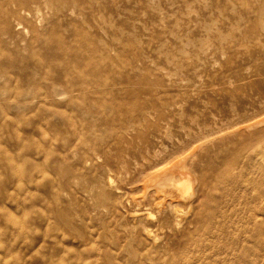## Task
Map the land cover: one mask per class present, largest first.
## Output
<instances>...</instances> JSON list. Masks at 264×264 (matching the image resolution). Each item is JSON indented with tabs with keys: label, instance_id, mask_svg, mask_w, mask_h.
<instances>
[{
	"label": "rangeland",
	"instance_id": "1",
	"mask_svg": "<svg viewBox=\"0 0 264 264\" xmlns=\"http://www.w3.org/2000/svg\"><path fill=\"white\" fill-rule=\"evenodd\" d=\"M34 12L0 28V264H264L225 178L264 128V0ZM68 69L91 84L62 94Z\"/></svg>",
	"mask_w": 264,
	"mask_h": 264
},
{
	"label": "bare ground",
	"instance_id": "2",
	"mask_svg": "<svg viewBox=\"0 0 264 264\" xmlns=\"http://www.w3.org/2000/svg\"><path fill=\"white\" fill-rule=\"evenodd\" d=\"M56 1H60V0H0V28L3 29L8 25V19L10 17H15V16L20 17L23 14L28 15V16L33 15L35 13L34 12L35 9H37L38 7H40V6H51L52 3L56 2ZM0 34H5V32L2 31V32H0ZM61 51L66 56V48L61 46ZM108 66H110V65H108ZM40 68L42 71V73H40V81L41 80L45 81L48 77L47 71L44 70V67H40ZM108 69H110V67H108ZM63 74H66V75L63 77L62 80H59L58 82L56 81V83L58 86L63 88L62 94L64 93V95H67V96L70 95L74 91V89L77 87L88 86L91 84L88 81V79H86L85 77H81L78 80V77H80V76L77 75L75 77L76 72L74 70L73 71H71L69 69L65 70V72ZM68 75L73 76V78H75L78 81L76 83H74V82L69 83L68 79L66 78V77H68ZM11 82H12V79H11L10 72L8 70H6L5 68L0 67V92H2L3 94L10 92L11 89L9 87H10ZM128 89L126 91H128ZM31 91H32V89H31ZM128 94H129V92H128ZM0 96H1V94H0ZM22 97H24L25 100H35V99H38V97H40V95L36 92L31 94L30 91H28V92L25 91V93L22 95ZM122 103H124V102H122ZM251 149H250L251 154L249 155V157L247 156L248 160H247L246 165L243 168H241L239 170V172L236 173V175H232L230 172V174L226 173V177H225V178H228L227 182H228V186H230L229 191L233 195L232 200L230 199L232 210H230V209L229 210H230L231 214L235 215V217H238L237 218L238 223L235 222V225H232L233 220L231 221L230 219H228V220L226 219L228 228H229V224L231 226H234V229H233V227L230 229H232V233L234 232L233 230H235L234 233L238 234V232L241 231L240 229L241 228L243 229V227H240L241 224H244V225L246 224V226H249L250 231L248 232L249 235L247 234V237H246L247 241L254 239L252 237L253 235H251V233L253 231H257L260 233H262L264 231V128L260 131V136L255 139ZM222 173H224V172H222ZM167 180L171 181L172 182L171 184L177 186V188L179 190H181L183 193H185V189L187 187L190 188L189 186L191 183L186 178L171 177V178H167ZM243 200H244V203L242 206V205H240V203ZM221 201H223V200H221ZM236 201L238 202L237 205H235ZM226 208H228V207H226ZM244 210H246V212L248 210V212L250 213V214H248V213L245 214V215H247V217L246 216L244 217V215H242V214H244L243 213ZM174 211H175V209H174ZM230 212H228V213H230ZM140 215L148 216V213L146 214L145 212H142V213H140ZM210 216H212V215L210 214ZM210 218H213V216ZM190 221H192V220H190ZM204 221H205V219H204ZM208 224L209 223H207L206 225H208ZM237 224H240V226H239L240 229H239V227H237ZM226 227L227 226H225V228ZM143 233L147 239L151 240V242H154L155 236L151 230L144 228ZM243 235H244V233H243ZM259 235H261V234H259ZM236 237H239V236L237 235ZM246 240L244 242H246ZM235 246H237V245H235Z\"/></svg>",
	"mask_w": 264,
	"mask_h": 264
}]
</instances>
